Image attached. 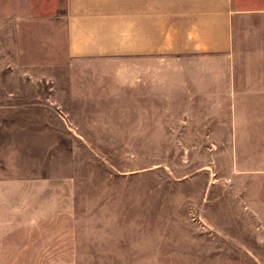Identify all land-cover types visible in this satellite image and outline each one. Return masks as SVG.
<instances>
[{"label":"rangeland","instance_id":"1","mask_svg":"<svg viewBox=\"0 0 264 264\" xmlns=\"http://www.w3.org/2000/svg\"><path fill=\"white\" fill-rule=\"evenodd\" d=\"M78 2L0 0V264H264V0L150 59L69 50L123 16Z\"/></svg>","mask_w":264,"mask_h":264},{"label":"crops","instance_id":"2","mask_svg":"<svg viewBox=\"0 0 264 264\" xmlns=\"http://www.w3.org/2000/svg\"><path fill=\"white\" fill-rule=\"evenodd\" d=\"M76 1L68 0V18L93 13H85ZM100 5L96 2L90 6L92 11L95 7L97 13H105ZM121 5L122 20L100 19L94 24L89 22V29L78 19H69V50L79 54L83 53L81 48L93 47L99 55L117 53L138 58L166 53L181 57L194 52L228 57L232 51L234 17L241 11L247 12L240 9L236 0H122ZM107 6L115 12L114 4ZM120 33L124 39L117 36ZM121 40L124 48L120 46L114 50V45ZM150 72L145 69V76L150 77Z\"/></svg>","mask_w":264,"mask_h":264}]
</instances>
